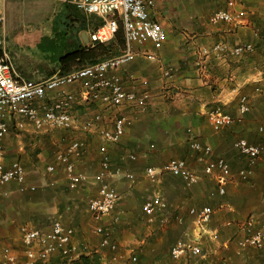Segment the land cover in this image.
I'll use <instances>...</instances> for the list:
<instances>
[{
	"label": "crops",
	"instance_id": "0c3cea01",
	"mask_svg": "<svg viewBox=\"0 0 264 264\" xmlns=\"http://www.w3.org/2000/svg\"><path fill=\"white\" fill-rule=\"evenodd\" d=\"M76 1L0 0V57L6 54L18 76L35 80L63 73L60 57L77 49L88 50L96 44H110L92 41L91 35L104 21L78 9ZM234 1L240 13L237 21L212 25L208 18L213 12L225 9L227 0H154L149 16L164 27L165 41L159 46L149 40L143 45H134L138 55L116 71L125 91L151 94L146 109L120 107L104 111L97 103H77L73 109L80 124L102 110L107 117L104 123L96 124L91 134H78L85 145L81 157L74 161L77 172L93 174L98 170V130L110 129L115 117L126 116L130 120L122 140L114 144L115 147L108 145L113 169L132 171L130 164L124 165L126 160L130 161L123 156L126 147L137 150L145 168L156 163L155 167L160 166L157 158L166 151L190 150L188 138L185 143L180 136L187 128L201 143L212 147L213 159L222 157L228 162L232 178L223 195L217 194L216 181L204 175L195 153L190 154V160L185 153L171 157L167 154L169 159L166 160L187 161L200 175L199 182L192 187H186L179 178L169 174L151 180L145 176L144 168L143 172L135 171L138 177L144 175L146 182L153 185L162 179L163 183L159 191H150L149 196L139 202L134 196L137 195L135 190H129L128 183H131L127 179L111 178L119 201L110 216L98 225L103 226L118 249L115 252L98 250L102 235L93 232L97 223L93 222L86 206L87 200L97 193V187L91 195L87 187L83 188L86 185L71 191L65 179L53 181L49 176L41 177L40 159L54 157L57 141L71 133L29 130L18 134L12 131L3 139L5 162L8 165L13 160H26L27 163L21 164L30 184L33 181H29L27 164L35 167L36 190L20 194L15 184L0 186V197L6 199L0 200V238L9 242L23 224L46 230L51 220L59 217L65 226L75 228L70 245L77 250L69 257L55 253L47 263L38 264H264V249L242 250L239 246L247 223H251L253 229H264V160L258 162L248 182L240 181L237 172L246 161L233 149V142L240 137L251 143H264V134L256 131L264 121V102L253 93L264 70V0ZM242 42H252L254 51L239 58L216 55L204 58L201 54L203 49L217 43ZM143 52L151 53L154 59H146ZM76 68L78 66H73L69 71ZM241 94L249 97L250 113L224 131L212 132L206 111L222 107L236 117ZM210 131L213 134L207 135ZM130 153L136 155L134 151L127 155ZM167 177L172 180L169 186ZM144 186L143 181L138 190L146 196L149 185ZM160 192L169 204L171 215H157L149 221L142 206L150 196L161 195ZM203 206L211 207L213 213L200 229L194 225L188 210ZM174 215L181 216L183 222L171 218ZM179 239L198 244L201 254L173 259L169 252ZM3 245L6 244L0 247ZM133 257L135 261L131 260Z\"/></svg>",
	"mask_w": 264,
	"mask_h": 264
},
{
	"label": "built area",
	"instance_id": "2783aa9c",
	"mask_svg": "<svg viewBox=\"0 0 264 264\" xmlns=\"http://www.w3.org/2000/svg\"><path fill=\"white\" fill-rule=\"evenodd\" d=\"M75 5L81 11L96 15L104 21V25L91 35L92 41L112 42L119 30H122L124 47L118 55L97 63L35 80L18 76L6 54L0 57V186L15 184L20 194L34 193L36 186L27 181V173L19 160H13L8 165L5 162L3 139L12 131L18 134L29 130L38 133L58 130L91 134L96 130V124L106 121L104 111H113L120 107H133L144 111L151 101V94L147 91L139 94L125 91L116 71L138 55V52L134 51V45H143L149 40L159 46L165 41L164 27L158 21L151 20L149 16L154 0H78ZM226 5L225 9L212 13L208 18L210 24L237 21L236 18L240 13L236 10L235 1L227 0ZM254 49L252 42L236 45L217 43L211 48L203 49L201 54L204 58L211 55L239 58L253 52ZM142 54L148 60L154 59L151 53ZM166 74L170 75V71ZM259 77L260 80L254 87L253 93L264 102V70ZM77 103H97L104 111L96 113L91 119L88 118L80 124L73 115ZM250 111L249 97L241 94L236 117L222 107L206 111L205 116L212 131L219 133L236 121H242ZM129 120L126 116L115 117L112 120V128L98 130L100 145L97 150L100 162L98 170L92 175L76 171L74 161L81 157L85 145V142L78 138L71 139L65 149L57 152L52 163L46 167L49 175H53L57 168L61 167L67 187L71 191L88 184L97 187V193L87 200L86 206L93 222L97 223L93 227V232L102 235L98 250L109 249L115 252L118 249L117 243L104 231L103 226L98 225L105 217L110 216L119 201L118 192L110 179L122 177L131 184L135 182L134 173L111 167L108 154V145L120 142ZM256 131L258 134H264V121L259 124ZM187 136L190 150L196 154L197 161L202 164L204 175L216 181L217 194L223 195L227 182L232 178L228 162L222 157L213 159L212 147L201 143L191 129L188 130ZM233 149L246 161V165L238 170L237 177L240 181L248 182L254 175L256 165L264 157V143H251L246 138L240 137L233 142ZM127 159L135 161L137 157L130 153ZM164 174L179 178L186 187H192L200 180V175L181 158L170 159L158 167L145 168V176L151 180H158ZM142 211L149 221L157 215H171L167 200L159 194L150 196L144 202ZM188 213L193 218L194 225L201 229L209 222L213 211L211 207L203 206L192 207ZM171 218H175L179 223L183 222L181 216L174 215ZM18 233L24 250L22 255L25 264L47 263L55 253L69 257L77 250L70 245L75 228L65 226L59 217L52 219L46 230L23 224L19 226ZM239 246L242 250L264 249V229H253L252 224L247 223L244 238L239 242ZM200 252L198 244L179 239L171 246L169 253L177 260L200 255ZM17 254L13 247L1 246L0 264H16ZM131 260L136 259L133 257Z\"/></svg>",
	"mask_w": 264,
	"mask_h": 264
},
{
	"label": "rangeland",
	"instance_id": "374dc122",
	"mask_svg": "<svg viewBox=\"0 0 264 264\" xmlns=\"http://www.w3.org/2000/svg\"><path fill=\"white\" fill-rule=\"evenodd\" d=\"M130 108H133V107H130ZM135 109V108H134ZM127 127H128V125H127ZM126 127V128H127ZM213 132V131H212ZM211 131L210 132H208V134L207 135H210V134H213ZM55 133H60L59 131H56ZM78 134H81L80 132L79 133H71L69 136H65L64 138H60L58 141H57V143H56V145L54 146V152L55 153H57V152H59V151H63L64 149H65V147L67 146V144L69 143V141L71 140V139H74V138H78V136L80 137L81 135H78ZM186 135H188V130H187V128H185L184 129V132H183V135H180V136H182V138H183V141L185 142V143H187V136ZM62 137V136H61ZM123 137V136H122ZM78 139H80V138H78ZM121 140H122V138H121ZM120 140V141H121ZM83 141V140H82ZM186 145V144H185ZM114 147H115V145H113ZM182 150V151H181ZM171 149V150H169V151H166L165 152V154L162 156H158V158H157V160L159 161V164L158 165H161V164H163L164 162H166V160L167 159H169L168 157H171V156H174L176 153H185V154H187V160L190 158V154L192 155L193 154V151H191V150H187V151H184L183 149ZM131 151H134L135 153L137 152V150H135V149H133V148H131V147H126V150L124 151V154H123V156L125 157L124 159L126 160L127 159V153H129V152H131ZM109 152V151H108ZM54 154V153H53ZM167 154L169 155L168 157H167ZM194 155V154H193ZM192 155V156H193ZM136 156H137V160L136 161H134V162H130V161H127L126 160V163L124 164V165H128V164H130V168L129 169H131L132 171H131V173H134L135 174V177H136V179H135V182L134 183H132V184H129L127 181H125L124 179H122V180H124L126 183H128V185L130 186V188H129V190H135V193H137V195H135L134 194V196H136L137 197V199H139L140 201L139 202H141V200L143 199V200H145L146 198H147V196H149V194H150V191H155V192H157V191H159V189H161V186H162V181H163V179H162V181L160 182V183H157V184H151V183H149V182H146V180H145V178H144V175L143 176H140V177H138L137 175H136V173H135V171L136 172H138V171H141V172H143V170H144V168H145V163L143 162L144 161V159H142V158H140V155L138 156L137 155V153H136ZM54 160V157H53V155H52V157H50V159H40V164H43V167H42V169H41V173H42V176L41 177H50V179L51 180H53V181H58L59 179H65V174H64V172H63V170H62V168L61 167H58L57 168V170H56V172L53 174V175H49V174H47V172H46V167H47V163H49V162H52ZM190 160V159H189ZM192 160V159H191ZM262 160H264V157H263V159ZM22 163H27L26 162V160L24 161V159H23V161H21ZM33 164L35 165V163L33 162ZM113 164V162H111V165ZM154 164V163H153ZM157 164V163H156ZM155 164V166H157ZM27 170H29L28 171V178H29V181H33V184H35V167L33 168V167H31V164H30V166L27 164ZM114 166V165H113ZM135 167V168H134ZM87 175H92V173L91 174H87ZM165 179H167L166 180V183L168 184V186H169V181L171 182L172 180L169 178V177H167V178H165ZM65 181H66V179H65ZM143 181H144V183H145V188H146V186L147 185H149L148 187L149 188H147V190H146V196H143V195H141L142 194V192H141V190H138L139 188V186H142V184H143ZM124 183V182H123ZM166 184V185H167ZM128 185H127V188H128ZM153 185V186H152ZM87 187V188H86ZM83 188H86V189H88L87 190V192L88 193H90L91 195L94 193V191H95V186L94 185H92L91 186V184H88V185H86L85 187L83 186ZM1 190V189H0ZM1 192V191H0ZM164 192V191H163ZM87 193V194H88ZM143 193H145V192H143ZM162 192H160V194H161ZM162 195V194H161ZM139 196V197H138ZM162 196H164V195H162ZM164 198H165V196H164ZM0 200H6V199H4V198H2V197H0ZM142 200V201H143ZM62 219V218H61ZM6 244V245H9V246H11V247H13L16 251H17V255H18V261H17V263L16 264H25L26 263V261H25V259H24V256L22 255L23 254V246H22V244H21V241H20V237H19V234H18V232L16 231V234H15V236H14V238L13 239H10L9 240V242H6V238H4V239H2V238H0V245L1 244ZM9 243V244H8Z\"/></svg>",
	"mask_w": 264,
	"mask_h": 264
},
{
	"label": "trees",
	"instance_id": "16d2710c",
	"mask_svg": "<svg viewBox=\"0 0 264 264\" xmlns=\"http://www.w3.org/2000/svg\"><path fill=\"white\" fill-rule=\"evenodd\" d=\"M124 47V38L122 30L116 34L114 40L110 44H96L88 50L77 49L73 52L60 57L59 65L62 66L63 73L68 72L73 66L83 67L94 64L103 59L118 55Z\"/></svg>",
	"mask_w": 264,
	"mask_h": 264
}]
</instances>
